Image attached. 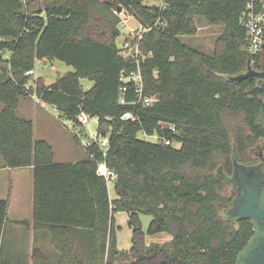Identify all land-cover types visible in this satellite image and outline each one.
Masks as SVG:
<instances>
[{
  "label": "trees",
  "instance_id": "obj_1",
  "mask_svg": "<svg viewBox=\"0 0 264 264\" xmlns=\"http://www.w3.org/2000/svg\"><path fill=\"white\" fill-rule=\"evenodd\" d=\"M144 1L0 0V62L10 53V77L0 80V157L3 167L33 170L32 221L18 224L51 235L57 264H116L124 255L116 246L119 212L128 214L132 229L127 254L133 260L126 264H234L252 226L229 217L235 186L228 179L233 161L250 165V148L264 138V82L235 80L252 61L239 22L245 0H161L156 7ZM122 10L145 30L135 58L122 56L115 44L120 21L113 11ZM191 13L223 27L211 55L180 40L196 31ZM39 60L73 72L50 85L37 79L27 86ZM251 67L264 71L262 54ZM137 68L144 96L155 99L148 107L119 103L121 73ZM81 79L93 86L84 91ZM127 85L131 103L134 83ZM28 95L73 128L81 126V115L97 118L98 133H110L106 156L92 146L86 160L55 163L50 144L34 139L33 122L16 113ZM133 110L136 121L120 119ZM140 132L179 146L140 140ZM100 161L116 173L115 201L96 175ZM7 205L0 200V243ZM139 215L151 217L147 235L167 233L171 240L147 246ZM79 230L93 234L86 263L75 255Z\"/></svg>",
  "mask_w": 264,
  "mask_h": 264
},
{
  "label": "rangeland",
  "instance_id": "obj_2",
  "mask_svg": "<svg viewBox=\"0 0 264 264\" xmlns=\"http://www.w3.org/2000/svg\"><path fill=\"white\" fill-rule=\"evenodd\" d=\"M142 4L147 6H160L161 0H145ZM38 9L35 7L34 10ZM113 14L119 18V24L117 26L119 30V37L115 40V44L117 48L120 50V54L122 56H127L128 54H133L136 52V44L139 41L140 36L143 32V27L135 20L134 17L130 15L126 10H122L121 13L113 11ZM190 17L193 19L196 27V31L192 36H182L180 40L207 54L211 55L214 50L215 41L219 37L222 32L223 27L221 25H209L205 22L204 19L201 17L195 16L193 13L190 14ZM127 43L129 46L126 48ZM2 61L0 62V80L10 77V69L7 65V60L10 56L9 52H5L2 55ZM68 72H73L71 67L66 66L65 64L58 62V61H48V60H39L35 62V68L30 73V81L27 86L34 87V82L37 79H41L44 84H52L57 78L65 75ZM81 88L84 91H87L93 86L92 81L88 79H81L80 80ZM26 98L28 99V105L30 107L29 116L27 119H30L34 124V139H42L41 136L42 130L47 131L51 136V139L54 141V150L57 154V149L55 146H66L65 148L71 147L72 149L77 148L75 146L72 134V126L69 122L65 120H61L58 118L57 111L48 106L44 105L40 100L36 98L34 95H28ZM25 99V98H24ZM1 109V104H0ZM18 115L21 116L20 110L18 111ZM239 120L233 121L234 129H238L239 127ZM97 118L89 119L83 126H80L84 129V133L87 136L92 135L97 130ZM138 138L143 141H147L150 143H159L158 138L154 136H147L143 133H138ZM255 145V144H254ZM252 146L250 148L251 158L253 161L254 154L253 150H257L256 146ZM110 192L115 195L114 193V183H110L108 185ZM226 194H231L232 189H228ZM115 233L118 241V246L121 249V252L124 255H121L116 260V264H126L133 260L131 255H128V251L131 246V234L132 229L128 226V214L125 212H119L115 215ZM141 222V228L143 233L145 234V243L147 246L151 244H164L167 240L170 241L169 238L171 236L167 233H160L155 235H147L146 230L151 221V217L148 215H140L139 217ZM8 229L5 232V235L2 236L4 240L1 239L0 248L2 252V261L8 259L9 255V235ZM127 250V251H125Z\"/></svg>",
  "mask_w": 264,
  "mask_h": 264
},
{
  "label": "crops",
  "instance_id": "obj_3",
  "mask_svg": "<svg viewBox=\"0 0 264 264\" xmlns=\"http://www.w3.org/2000/svg\"><path fill=\"white\" fill-rule=\"evenodd\" d=\"M50 85V84H47ZM28 99H22L17 108L20 110L21 118L27 119L30 112ZM46 106V105H45ZM2 108V106H1ZM1 110V109H0ZM30 120V119H29ZM42 139L48 142L54 153V161L57 164L76 163L87 159V155L79 146L72 149L66 146H55L54 141L47 131H41ZM115 193V191H114ZM110 201H115L118 197L110 192L108 187ZM0 200L7 201L6 222L4 224L3 235L8 229L9 235V255L4 262L8 264H57L59 260L58 253L54 250L51 242V235L45 230L34 231L19 225V222H31L33 211V170L32 167H23L10 169L3 167V161L0 157ZM140 217V215H139ZM115 218V216H114ZM78 243L75 250L76 258L82 263L88 260V252L92 242L91 230H79ZM171 240V238H169ZM2 240H4L2 238ZM169 242L167 240L165 243ZM117 250L118 246L116 237ZM131 247V246H130ZM34 249L40 252H34ZM127 251V250H125ZM2 252L0 248V263H2Z\"/></svg>",
  "mask_w": 264,
  "mask_h": 264
},
{
  "label": "built area",
  "instance_id": "obj_4",
  "mask_svg": "<svg viewBox=\"0 0 264 264\" xmlns=\"http://www.w3.org/2000/svg\"><path fill=\"white\" fill-rule=\"evenodd\" d=\"M240 25L245 30V50L252 58V61L249 62L250 65H253L254 58L259 54L263 55L264 59V0H245L244 9L240 16ZM145 30H143L144 32ZM142 32V33H143ZM141 38V36H140ZM139 38V39H140ZM129 46L127 43L126 48ZM140 54L138 45L136 44V52L133 54H128L127 56H131L135 58ZM143 57V56H142ZM31 73V72H30ZM121 81L123 82L120 87V97L119 103L121 105L130 104L131 106L142 105L143 107L151 106L155 99L151 97H146L143 94V83H142V75L137 68V70L128 73H121ZM127 82L134 83V95L135 99L131 103L127 102L125 96L128 92ZM123 122H134L136 121V113L135 111H127L125 112L121 118ZM81 126H83L89 119L83 115L78 117ZM161 128L171 130L174 132V128L172 126L160 125ZM73 136L78 140L79 146L84 151H88V149L92 146L97 148L99 152L106 156V153L110 146V133L106 135L99 134L96 130L92 135L87 136L84 133V129L72 128ZM158 138L159 142H161L165 146H173L178 147L179 143L173 142L166 138H160L157 135H153ZM90 156H93L90 154ZM96 175L99 178L105 180L107 187L110 183H114L116 181V173L111 170L104 161L97 162L96 164Z\"/></svg>",
  "mask_w": 264,
  "mask_h": 264
},
{
  "label": "water",
  "instance_id": "obj_5",
  "mask_svg": "<svg viewBox=\"0 0 264 264\" xmlns=\"http://www.w3.org/2000/svg\"><path fill=\"white\" fill-rule=\"evenodd\" d=\"M264 82V71L252 69L237 76L241 80ZM234 184V196L228 215L233 220H248L252 236L237 254L234 264H264V164L243 165L233 161V172L228 179Z\"/></svg>",
  "mask_w": 264,
  "mask_h": 264
},
{
  "label": "flooded vegetation",
  "instance_id": "obj_6",
  "mask_svg": "<svg viewBox=\"0 0 264 264\" xmlns=\"http://www.w3.org/2000/svg\"><path fill=\"white\" fill-rule=\"evenodd\" d=\"M254 146L257 148V150H253L255 161H252L250 165L264 164V138L255 143Z\"/></svg>",
  "mask_w": 264,
  "mask_h": 264
}]
</instances>
